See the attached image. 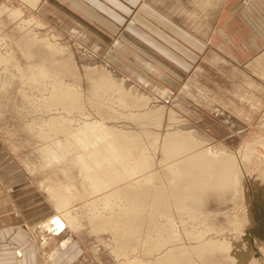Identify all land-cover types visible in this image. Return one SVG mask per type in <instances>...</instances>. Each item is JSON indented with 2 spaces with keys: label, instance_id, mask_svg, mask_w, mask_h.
Segmentation results:
<instances>
[{
  "label": "rangeland",
  "instance_id": "374dc122",
  "mask_svg": "<svg viewBox=\"0 0 264 264\" xmlns=\"http://www.w3.org/2000/svg\"><path fill=\"white\" fill-rule=\"evenodd\" d=\"M52 2L55 3L54 8L47 6L49 3L47 0H37L34 7H32V4L29 2L22 0H0V52L3 56L7 57L6 61H0V152L3 156L1 161L5 162L6 160L12 165L11 167L16 169V175H19L22 171L19 177L26 179L25 181L22 180L24 181L22 188H25L28 184L30 188L36 192V195L32 198L31 205L27 203L28 205L26 207L28 209L30 208L29 211L32 213L34 222H36L34 230L39 234L42 233L44 236H54V245L57 246L53 252L50 253L52 261L55 262V264H67L65 259L62 258V256H66L67 254L54 253L58 247L62 246L63 242L68 243L70 241L78 243L82 250L81 254L85 252V259L79 255V258H70V264H80L79 260L81 259L82 264H129L127 263V260H129L128 258L130 257H136L143 262L150 260L154 261L158 256H161L166 249H168L169 245L171 246L169 247L174 250L179 249L178 247L183 245L187 250L191 247L198 246L200 241L187 238L186 229L190 230L195 226L205 227V225L201 223V221H203L205 224L207 222L208 225L206 224V227H212L214 229L213 231L210 230L207 232L205 238H212L213 240L221 241V246L223 245L224 248H222V250H215V253H213L214 251H207L208 254L204 251L205 254L203 252L200 255L191 253L190 256L193 258V260H191L193 264H210L211 260V264H264V90L261 91L262 103L260 110L246 114L244 129H239L238 133L236 132L237 134L233 138H230V142L225 145L235 153L242 152L246 147H254L255 149L251 159L242 165L241 172H243V177L240 178L241 186L238 187V193L235 192L232 194V191H230L225 193V195L223 194L225 197L223 195L220 197V194L218 197L216 196L217 194L214 195L213 193H209L206 197L207 199L205 198L202 203L203 207L201 211L205 212V214L203 212L205 216L202 215L204 218L199 217L198 221L196 220L197 222L195 220L192 222L187 216L174 215V222H176L177 225L176 232L179 233L182 241H169L170 243L168 242L161 250L148 254L144 250L145 245H142L144 243L142 240H138L137 245V240H131L130 238L129 243L127 240L122 241L127 244L131 243V245L136 244V249L130 252L129 255L123 256L122 254H117L115 248L117 242H115L113 238L114 235L111 236L112 233L110 231L108 232L104 229L97 228L99 222L97 219H90L91 214L88 212L91 210L85 209V203L88 200L96 198L97 195H103L105 192L86 196V193H89V186L87 181L84 180L82 173H80L83 172L82 169L80 171V168L74 164V161L72 160L74 154L57 152L55 157L47 158L44 152H42L41 147L45 145V143L50 144L55 142V138H41L36 132L40 131V128L43 127V119L46 120L52 115L56 116L59 112L56 110H46L42 101L44 98L43 95H46L47 93L42 89L32 87V84L24 79V75H21L20 70L17 68V63L19 62L18 65L20 64L18 67L27 70V67L31 68L42 62L49 71H56V76L58 74L59 78L64 81V83H70L80 91V110L77 112L76 110H73L69 114H66L68 118L71 117L70 119L73 120L70 124L73 126L70 129H74L75 126H77V121L80 123L84 120L92 122L93 120L98 119L103 121L107 126L132 130L140 134L143 133L144 130H151L153 132L165 134V132L170 130V127L173 126L171 125L172 122L169 120L170 110H168L167 117L170 126L166 124L167 127H163L166 123V119L163 122V118H165L164 116L167 110L164 112L161 121L158 124L155 122L156 120H153V122L145 119H130V116H128V112L131 111L130 108H125L121 105L120 107L116 103V99L122 97L124 101L128 100V103L131 104L133 100L137 99L138 101H146L148 97L147 108H153L156 105L159 107V104H161L160 98L151 93V87H156L157 89V86H153V83L156 82H152L150 78H147L142 73V71L145 70V67L150 71L157 73L156 66H149L147 64H145V66L140 64H124L126 61L123 57L134 56L136 59L138 58V55H142L140 50L149 54L147 49H126V44L124 43V46L122 47L121 44L115 43V40H117L120 33L113 34L100 31V33H94L89 30L90 28H94L91 21L86 18H79V16L76 15V12L74 13L73 10L67 9L68 13L74 15V18L82 22V24L79 25L82 30L87 28V33H85L86 36L80 37L79 34L69 31L71 27L78 25L77 20L65 16L64 11L56 5V3L59 2L54 0ZM242 2L246 3L247 0H242ZM37 5L38 9H36ZM3 6L7 7L6 10L1 9ZM14 7H17L22 11L20 17H13L10 15L8 9ZM31 19L33 21L29 22ZM126 23L133 24L134 22L133 20L128 19L127 22L123 24V27H125ZM83 24L90 27L83 26ZM109 26L114 29V27H112L113 24H110ZM91 38L96 41L92 42ZM50 42L53 43V48L47 46V43ZM149 42L153 41L150 39ZM170 42L176 46V43L173 41ZM128 44L130 45L132 43ZM10 51L11 56L9 54ZM161 51L174 60L175 55H172L168 50L161 49ZM151 52H153V50H151ZM7 53L9 55H7ZM152 56L156 57L155 55ZM166 67H168L170 72L181 75V73L172 65ZM25 73L28 74L27 71ZM101 73L108 74L111 79L122 84L125 88L123 95L120 96L113 86L111 88L105 86L106 88H103L105 90H102L101 95L98 94L94 96L91 92L93 88V79L98 78ZM138 74L142 75V81L138 80ZM48 82L50 81L48 80L47 83ZM126 91H129V93H126ZM163 91L168 92L167 89L160 90L162 94ZM58 108L60 110V107ZM118 111H121V114ZM122 112L125 116L122 115ZM62 114H65V112ZM176 119V123L182 122L178 117H176ZM239 124L241 125L243 123L239 121ZM66 126H68V124H66ZM66 132L67 131L59 133L56 137H62L61 139H63V136L61 135L64 134V136H66ZM51 135L53 136V133H51ZM146 139L147 138L144 137L143 143L146 148L148 147L147 150H149V155H151V158L148 156L150 159L149 163L152 164L151 167L143 171L144 174L143 172L142 174L145 175L152 172V174L155 175V181L161 180L160 184L167 185L166 179L168 180L169 176L167 177L166 170L164 169L167 162L160 160V158L163 157V153L159 148H156L155 145L150 143L152 141L151 138L149 140ZM258 139L263 140V143L260 144L257 142ZM43 141L45 143H43ZM243 142L247 143L243 144ZM58 158L60 160H58ZM57 163L59 164L57 165ZM254 163L257 165H254ZM6 172L9 173L11 171L7 170ZM13 174L12 178H14ZM159 177L161 178L159 179ZM136 178V176H134V178H125L126 181H120L119 184H116V187L115 185L113 187L114 189L123 188L125 183H128V181L131 183ZM56 185L60 187L59 189H63L65 185L70 187L69 189L71 191L64 190L63 192L62 190V192L73 196L72 198L74 200L70 203L68 208L78 217V224L75 231L68 225L61 228L56 234L51 233L48 231V228H46L47 221L50 222L54 216L61 215L64 213L63 211H65L62 208L58 210L55 206L56 201L53 200L55 199L53 193L57 197V191H59L58 193L61 191L58 188H52V186ZM10 187L12 186H9V188ZM30 188L21 189L22 195L26 196L25 194ZM18 190L20 189H17L16 192H18ZM12 191L14 190H11V193ZM51 195L53 197L52 199L49 197ZM78 197H82V199H79ZM233 204L236 205V207ZM11 207L13 217L16 219L18 218L17 221L19 222L24 209L20 210L21 208L19 209V207L14 205ZM21 225L27 230H33L30 228L31 226L29 224H26V222L23 221V219ZM142 230V235H144L145 232H148L146 227H143ZM173 231L175 230L173 229ZM59 241H61V243H59ZM193 244L195 246H193ZM176 247L177 249H175ZM90 252L92 253V256H89ZM69 255L71 254H68L67 256ZM202 255L206 256L204 257ZM77 259H79V262H76ZM191 261L190 263H192ZM215 261L217 262L215 263ZM187 263L189 264L188 260Z\"/></svg>",
  "mask_w": 264,
  "mask_h": 264
},
{
  "label": "bare ground",
  "instance_id": "6f19581e",
  "mask_svg": "<svg viewBox=\"0 0 264 264\" xmlns=\"http://www.w3.org/2000/svg\"><path fill=\"white\" fill-rule=\"evenodd\" d=\"M22 1L29 2L32 4V7H34L37 3V0ZM6 8V6L1 7V9L4 10H6ZM36 9H38V5L36 6ZM8 11L13 17H20V14L22 13V11L17 7L8 9ZM31 21L33 20H29V22ZM77 26L74 25L69 31L79 34L80 37L86 36L85 33L87 32H84L81 27H79V25ZM91 41L94 42L96 40L91 38ZM50 43H47V46L53 48V43ZM10 53L11 51L9 54ZM0 54V61H6L7 57L3 56L1 52ZM9 54L7 53V55ZM18 63L17 68L20 70L21 75H24V79L29 81L32 84V87L42 89L47 93L46 95H43L44 98L42 101L46 110H56L59 112V114L56 116L52 115L46 120L43 119V127L38 125L41 128L40 131L36 132L37 135H39L41 138H55V142L50 144H46L43 141L45 145L41 147L42 152H44L47 158L55 157L57 152H68L74 154L72 160L74 161V164L80 168V171L82 169L83 172H79L82 173L84 180L87 181L89 186V193H86V196H91L92 194L97 195V193L105 192L103 195H97L98 197L96 196V198L88 200L85 203V209L91 210L88 212L91 214L90 219H97L99 222L97 228L104 229L108 232L110 231L112 233H110L111 236L114 235L113 238L115 242H117V246L115 247L117 254H122L123 256L129 255L130 252L136 249L138 240H142L144 242L142 245H145L144 250L148 254L161 250L162 247H164L169 241L177 242L178 240H181V236L178 232H176L177 225L176 222H174V215L187 216V218L192 222L193 220L198 221L199 217L204 218L205 216V212L203 211V214L201 211L203 207L202 203L209 193H213L214 195L217 194L216 196L220 194L221 197L223 195L222 193L225 191H232L233 194L237 192L239 189L238 187L241 186L240 178L242 173V165L251 159L253 152L255 151L254 147H246L242 152L238 153L232 152L223 147H204L203 144L207 138L201 139L192 131L188 129L184 130L183 128L175 126V124H178L176 123V117L178 116L174 114L172 109L169 111V120L172 122L171 125L174 126H171L170 130H167L165 134L153 132L151 130H144V132L140 134L132 130H124L121 128L107 126L103 121L98 119H95L92 122L89 120H84L81 123L77 121V126H75L74 129H70L73 126L70 125L73 120L70 119L71 117L68 118L66 114H69L73 110H76V112L80 110V91L74 85L70 83H64V81L59 78L58 74L56 76V71H49L42 62L36 66L31 65V68L27 67V70L18 67L20 65H18ZM26 71L28 74L25 73ZM142 78V75L138 74V79L142 81ZM48 80L50 82L47 83ZM105 86L109 88L113 86L120 96L123 95V91L125 90L122 84L111 79L108 74L101 73L98 78L93 79V88L91 91L92 94L94 96L98 94L101 95L102 90H105L103 88H106ZM126 93H129V91H126ZM163 94H167V92L163 91ZM148 99V97L146 101H138L136 99L133 100L131 104H129L128 100H126V102L121 97L116 99V103L119 106L121 105L125 108H130L131 111L128 112L130 119H145L149 121L156 120L155 122L158 124L161 121L164 112L166 111V107L164 105L157 107L156 105L153 108H147L146 105L148 103ZM58 107H60V110ZM64 112L65 114H62ZM122 115H124L123 112ZM66 124H68V126H66ZM185 128H187V126ZM65 131H67L65 134L66 136H64V134H60L63 136V139H61L62 137H59L60 139L56 137L57 134L63 133ZM51 133H53V136ZM144 137H146L148 140L151 138L152 141L150 143L155 145L156 148H159L163 153V157H161L160 160L167 162L166 167H164L167 177L169 176V179H166L167 185L160 184L161 180L155 181V175L152 174V172L143 175V171L150 168L152 164L149 163V157L151 158V155H149V150H147L148 147L146 148L145 144L143 143ZM262 143L263 140H261V144ZM58 160L60 159L58 158ZM59 163H57V165ZM255 164L256 163H254V165ZM247 167L250 168L249 166ZM134 176L137 178L131 183L128 181V183H125L123 188L114 189L113 186L115 185L116 187V184H119L120 181H126L125 178H134ZM160 178L161 177H159V179ZM54 187L58 189L60 188L58 185L52 186V188ZM69 188L70 187H68V185H65L63 189H59L61 191L60 193L57 191V197L53 193V197L55 198L53 200L56 201V208L58 210L61 208L65 210L63 211L64 213L61 214L62 217L61 215H56L51 219L50 222H46V228H48V231L53 234H56L59 230H61V228L66 227L67 225L72 227L74 231L75 228H77L78 217L68 208L70 203L74 200L72 198L73 196L63 193L64 190L71 191ZM49 197H51V199L53 198L52 195ZM78 198L82 199V197ZM234 206L236 207V205ZM201 223H203L205 227L193 226V229H186L187 238L200 241V243L198 242V246L193 244L195 247H191L192 249L188 247L189 250H187V248L185 249L184 245L179 247L177 245L179 249L176 247L175 249L177 250H174L170 248L171 246L169 245L170 247L168 246V249H166L165 252L161 256H158L154 261L150 260L143 262L142 260H138L136 257H130L128 258L129 260H127V263L186 264L188 260L189 264H193L191 261L193 258L190 256L191 253L200 255L204 251L206 253L207 251H214L213 253H215V250L217 249L222 250L224 247L223 245L221 246V241L213 240L212 238H205L206 233L210 230L213 231L214 229L212 227H206L207 222L205 224L203 221H201ZM143 227H146L148 230V232H145L146 235L145 233L142 235ZM173 229L175 231H173ZM130 238L131 240H137V245L123 243L122 240H127L129 243ZM222 242L225 243L224 241ZM77 246V242H63L62 246L58 247L54 254H73ZM202 256L205 257L206 255ZM190 261L192 263H190ZM217 261H215V263Z\"/></svg>",
  "mask_w": 264,
  "mask_h": 264
},
{
  "label": "crops",
  "instance_id": "0c3cea01",
  "mask_svg": "<svg viewBox=\"0 0 264 264\" xmlns=\"http://www.w3.org/2000/svg\"><path fill=\"white\" fill-rule=\"evenodd\" d=\"M52 1L47 0V6L54 8ZM54 1L59 2L56 5L65 16L74 18L67 12L69 9L91 21L94 28L90 31L120 33L115 43L122 47L126 44V49H147L149 54L140 50L138 58L126 56V63H122L156 66L157 73L146 67L142 73L156 82L153 86L157 89L151 87V93L160 98L159 105L166 107L163 127H167L168 110L172 109L182 121L175 126L207 138L204 147L228 149L225 145L229 139L244 129L246 114L260 110L264 90V0ZM128 19L134 23L123 27ZM77 24L82 22L77 20ZM161 49L175 55L174 60ZM168 65L181 75L170 72ZM161 89H167V95ZM257 142L261 144V139ZM2 157L0 152V264H55L50 256L57 246L54 236L34 230L36 222L26 207L36 192L28 184L22 188L26 179L16 175V169L6 160L2 162ZM26 188L30 189L23 196L21 189ZM13 205L24 209L19 222L11 213ZM22 219L33 230L23 227ZM81 251L78 245L73 254L62 258L67 264L79 255L85 259ZM78 260L82 264V259Z\"/></svg>",
  "mask_w": 264,
  "mask_h": 264
}]
</instances>
